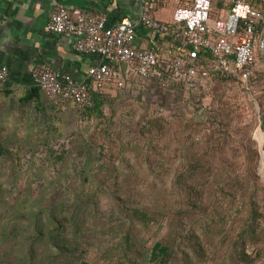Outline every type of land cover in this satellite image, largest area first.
<instances>
[{
	"label": "rangeland",
	"instance_id": "374dc122",
	"mask_svg": "<svg viewBox=\"0 0 264 264\" xmlns=\"http://www.w3.org/2000/svg\"><path fill=\"white\" fill-rule=\"evenodd\" d=\"M101 95L103 118L0 102V264H29L27 248L32 264H152L157 241L168 264H264V55L247 84L129 78Z\"/></svg>",
	"mask_w": 264,
	"mask_h": 264
},
{
	"label": "built area",
	"instance_id": "2783aa9c",
	"mask_svg": "<svg viewBox=\"0 0 264 264\" xmlns=\"http://www.w3.org/2000/svg\"><path fill=\"white\" fill-rule=\"evenodd\" d=\"M168 1L174 5L171 19L162 21L153 10ZM213 1L136 0L140 7L138 23L178 45L172 59L160 58L153 48H137L136 24L127 18L108 26L105 16L58 7L47 21V29L72 38L77 52L97 55L99 62L88 68L83 81L36 65L30 73L32 85L53 101H71L78 110L88 102V80L102 91L105 86L121 88L132 77L161 78L165 74L163 87L173 81L195 89L199 78L209 76V70L198 60L204 53L215 60L214 71L220 75L229 72L247 84L257 53L264 55V0H257L259 9L246 0H223L226 13L218 18L212 17ZM8 76V69L0 63V89Z\"/></svg>",
	"mask_w": 264,
	"mask_h": 264
},
{
	"label": "crops",
	"instance_id": "0c3cea01",
	"mask_svg": "<svg viewBox=\"0 0 264 264\" xmlns=\"http://www.w3.org/2000/svg\"><path fill=\"white\" fill-rule=\"evenodd\" d=\"M246 1L259 4L257 0ZM58 7L84 9L91 16H105L108 26L127 18L136 24L134 44L137 48H153L164 57L168 55L170 38L138 23L140 7L136 0H0V63L9 73L6 85L0 89V102H10L11 108L22 117L29 108H34L35 113L45 112L50 102H57L42 93L37 100L41 109L35 106L36 100L28 106L20 102L33 86L30 73L34 66L65 72L75 80L83 81L88 68L99 62L97 55L77 52L72 38L47 29V21ZM173 8L169 1L162 2L153 14L162 21H169ZM225 13L223 0H214L212 17L218 18Z\"/></svg>",
	"mask_w": 264,
	"mask_h": 264
},
{
	"label": "trees",
	"instance_id": "16d2710c",
	"mask_svg": "<svg viewBox=\"0 0 264 264\" xmlns=\"http://www.w3.org/2000/svg\"><path fill=\"white\" fill-rule=\"evenodd\" d=\"M252 5L256 9L260 8L259 4L253 3ZM168 42H169V50L167 51L168 55L166 57H164L160 52H158V55L160 58H166L167 59V57L170 58V56L175 57V55L179 51L178 45H173L171 43L170 39ZM198 60H199V63H203L205 65V68L209 70V75H210V73H213L215 75H220L219 73H217L216 71L213 70L214 65H215V60L212 59L207 53L200 54ZM229 74L232 75L229 72H225L224 74L221 75V77L225 76V75L229 76ZM134 78H141V77H134ZM147 79H153L160 86H162L161 82L164 81L165 74H163L161 78L149 77ZM86 83H87L88 88H89V99H88V102L81 108V110H78L76 108V106L69 100H59L58 102H60V103L68 102L69 105H71L76 111H78L79 113H83L88 118H93V117L94 118L95 117L96 118H103L104 117L103 106L106 104V100L102 97L101 91H99L98 89H95L93 87L92 82L90 80H88ZM169 83H174V82L170 81V82H168V85H169ZM175 84H180V83H175ZM183 85H185V84L183 83ZM185 86L188 87L187 85H185ZM40 93H42V92L38 87L32 86L27 91V93L20 99V102L23 104V106H25L27 104L28 105L31 104L30 102L36 100L35 106L37 107V109H41V104L38 103V101H37L40 98ZM261 128L264 130V116L262 117ZM7 152H8L7 147L3 143L0 142V158L4 157ZM118 201H120V199ZM119 211H120V213H122V211H124V210H119ZM125 215H126L125 217H128L131 220V222L136 220L144 226H147L148 224H150L153 221V219L151 217L149 218L146 213L140 212L137 209H130ZM258 224H259L258 219L255 216V211L253 210L251 216L246 220V223L240 225L242 230H241V233L239 234V236L241 237V239L242 240L247 239V241L253 242V238H255V236L257 235L256 230L259 226ZM127 244H128V248L129 249L133 248L134 252L138 255L136 243L132 242L128 239ZM64 250L65 249L63 248V251ZM243 252H244V250H243ZM32 253H33L32 250L29 252V249L27 248V255L29 256L28 257L29 264L33 263V254ZM66 254H68V252ZM171 254L172 253H171V248L169 247V244H163L161 241H157L151 249L152 264H168V261L170 260Z\"/></svg>",
	"mask_w": 264,
	"mask_h": 264
}]
</instances>
